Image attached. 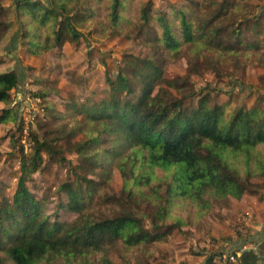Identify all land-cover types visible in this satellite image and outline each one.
<instances>
[{
	"label": "trees",
	"instance_id": "obj_1",
	"mask_svg": "<svg viewBox=\"0 0 264 264\" xmlns=\"http://www.w3.org/2000/svg\"><path fill=\"white\" fill-rule=\"evenodd\" d=\"M3 2L0 40L10 29L12 9L19 38L32 54L53 55L66 41L77 46L78 23L99 26L101 36L123 34L148 46L151 55H122L114 73L105 70L108 88L100 96L71 99L65 111L45 104V120L35 121L30 133L32 153L20 147L9 192L0 183V264H114L107 253L120 245L134 251V263L125 264H151L154 242L194 224L214 201L255 195L264 185V0ZM180 58L185 72L167 76V64ZM249 62L261 69L257 83L235 75ZM204 69L226 78L225 90L213 89L227 101L192 84L191 73ZM18 84L15 67L0 72V103ZM47 85L35 94L44 99ZM235 90L246 91L251 105L232 106ZM10 120L16 116L7 104L0 123ZM69 152L77 163L69 164L68 175L35 194L28 186L33 174L48 173ZM114 171L120 189L101 192ZM51 191L65 194L63 206L74 218L50 220L45 208ZM177 210L183 212L173 217ZM251 242L259 248L241 241L215 254L239 251L240 264H264V235ZM213 256L194 264H217Z\"/></svg>",
	"mask_w": 264,
	"mask_h": 264
},
{
	"label": "rangeland",
	"instance_id": "obj_2",
	"mask_svg": "<svg viewBox=\"0 0 264 264\" xmlns=\"http://www.w3.org/2000/svg\"><path fill=\"white\" fill-rule=\"evenodd\" d=\"M168 1L178 0H154V5H164ZM11 2L12 0H4L3 3L7 6ZM8 14L12 22L8 32L0 40V72H4L9 66L15 67L19 72V84L16 90L10 92L9 100L5 103L12 107L16 120L0 123V183L9 186L7 192L18 177L20 147L22 146L26 155L33 151L30 133L37 130L35 121L45 120V104L65 111L71 99L100 96L108 88L105 70L114 73L122 65V55H151L148 46L138 45L135 40L125 38L123 34L106 32L101 36L97 30L99 26H81L78 23L75 25L82 37L77 46L66 41L53 55L51 51L32 54L24 48L19 38V23L14 19L12 9H9ZM256 64L247 63L243 72L235 70V75L244 82L257 83L261 69ZM227 67L231 69V65ZM186 68L185 59L180 58L167 64L165 74L171 77L183 74ZM189 79L195 88L216 93L218 102L228 100V95L213 89L227 88V80L223 75L217 77L213 71L205 70L202 74L191 73ZM45 83H48L49 89L48 95L43 99L35 93L42 90ZM208 85L211 87H207ZM252 101L246 91L235 90L230 104L234 107L241 104L250 106ZM5 105L0 103V108ZM13 150L16 151L14 157L10 154ZM65 156L69 163H55L48 173L33 174L28 186L32 187L35 194L42 195L46 188L68 175L69 164L75 165L77 158L75 152L66 153ZM107 183V187H101V192H118L121 180L116 171ZM45 195L48 198L51 195L45 208V212L50 214V220L66 222L76 216V213L63 206L66 201L64 193L53 194L51 191L50 195L49 192ZM58 203L62 205L60 208ZM180 212L183 211L177 210L172 216H180ZM194 220V224H185L173 231L167 240L153 243V256L149 258L151 264H194L212 253L213 260L220 264V255L215 253L234 249L241 241L245 242L242 246L257 250L259 243L251 240L264 235V185L255 195L244 193L239 199L228 196L223 200H216L208 212ZM144 222L147 224L148 220ZM249 236L251 238L248 240ZM107 254L114 264L135 261L134 251L125 250L121 245L111 247Z\"/></svg>",
	"mask_w": 264,
	"mask_h": 264
},
{
	"label": "built area",
	"instance_id": "obj_3",
	"mask_svg": "<svg viewBox=\"0 0 264 264\" xmlns=\"http://www.w3.org/2000/svg\"><path fill=\"white\" fill-rule=\"evenodd\" d=\"M239 251L231 252L229 254L220 255L219 262L220 264H240L237 254Z\"/></svg>",
	"mask_w": 264,
	"mask_h": 264
}]
</instances>
